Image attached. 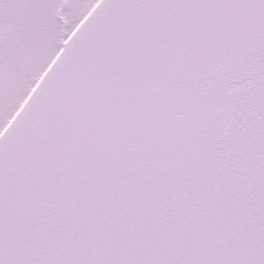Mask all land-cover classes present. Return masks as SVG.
Returning <instances> with one entry per match:
<instances>
[{
  "label": "snow or ice",
  "instance_id": "snow-or-ice-1",
  "mask_svg": "<svg viewBox=\"0 0 264 264\" xmlns=\"http://www.w3.org/2000/svg\"><path fill=\"white\" fill-rule=\"evenodd\" d=\"M0 264H264V0H0Z\"/></svg>",
  "mask_w": 264,
  "mask_h": 264
}]
</instances>
